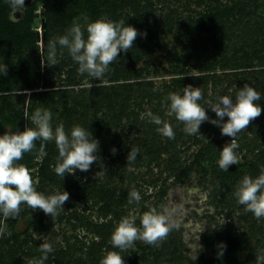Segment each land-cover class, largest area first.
Here are the masks:
<instances>
[{
  "label": "rangeland",
  "instance_id": "1",
  "mask_svg": "<svg viewBox=\"0 0 264 264\" xmlns=\"http://www.w3.org/2000/svg\"><path fill=\"white\" fill-rule=\"evenodd\" d=\"M232 2L234 0H125L118 11L104 10L101 18L123 19L146 36L138 35L132 49L121 51L101 81L87 74L80 75L78 64L68 50L57 45L55 66L40 65V79L27 76L9 92L14 104L24 115L27 113L26 119L31 122L35 109L42 108L52 112L53 130L60 124L69 134L76 125L89 130L99 141L100 159L89 171L77 169L74 175L65 174L62 179L54 172L58 157L54 141L50 151L36 153L28 165L33 179L38 180L36 189L45 195L67 191L70 199L54 218L35 210L39 226L29 235L15 239L7 220L11 235L0 237V255L6 261L29 264L40 258L41 253L36 249L47 242L53 252L44 264H100L106 251H119L112 247L110 238L120 219L133 210L139 214L155 207L169 216L172 226L169 235L159 247L149 246L145 250L136 242L134 251L121 253L125 264H178L177 258L182 254L195 264H238L228 248L232 238L250 245L252 255L245 264H256L257 255L264 254V218L257 221L251 212H246L244 206L238 204L234 191L245 175L254 177L257 166H264V62L256 60L240 68L232 67L225 63L223 53L213 54L199 38H208V29L213 26L206 16L214 15L217 10L227 11ZM39 8L36 12L42 18ZM249 10L251 13L245 15V19L264 35V0L248 2ZM80 23L83 28L85 23ZM40 28L41 24L36 27ZM63 35L58 30L53 38ZM84 35L86 39V30ZM38 44L41 46V41ZM188 46L192 49L187 50ZM38 57L43 58L39 53ZM0 63L7 68L13 66L16 63L13 52L1 54ZM179 76L188 79L185 80L187 85L201 88L202 106L210 119H217L210 107L218 102L219 96H231L235 101L236 92L246 83L261 94V100L256 102L262 108L261 115L237 135L239 148L235 151L240 162L234 175L224 177L216 172L220 169L218 154L203 163L197 159L208 140L222 138L225 145L232 139L222 136L220 127L208 121L201 124L200 133L191 135L192 140H188L189 134L183 131V123L173 126L178 131L173 139L178 141L173 153L148 149L144 144L146 129L142 125H132L126 119L115 122L124 102V87L144 85L167 95L182 94L183 91L173 86ZM45 81L49 84L45 85ZM169 105L170 101L163 106L148 97L135 104L142 108L141 113L151 111L170 123L175 116L166 114ZM156 106L161 113L154 112ZM158 127L156 125V131ZM9 129L16 132L6 126L2 133ZM157 134L165 144L168 138L158 131ZM151 138L150 135L148 139ZM195 138L201 143H195ZM131 147L139 148V154L134 162L127 163ZM113 148L115 154L111 151ZM44 165L47 173L41 176L40 168ZM133 187L142 198L138 204L128 203V193ZM0 219H3L2 214ZM136 223L139 226V219ZM23 228L21 223L19 229ZM221 243L226 248L222 258H217Z\"/></svg>",
  "mask_w": 264,
  "mask_h": 264
},
{
  "label": "clouds",
  "instance_id": "2",
  "mask_svg": "<svg viewBox=\"0 0 264 264\" xmlns=\"http://www.w3.org/2000/svg\"><path fill=\"white\" fill-rule=\"evenodd\" d=\"M7 3L14 14L25 7V0H7ZM138 35L146 36V33H139L123 19L112 21L102 17L88 22L83 28L80 23L73 20L72 26L65 35L48 41L46 54L45 50H41L43 56L41 65H56L57 45H59L66 48L73 61L78 64L77 71L80 75L87 74L92 79L101 81L109 71V65L117 60L120 52H128L133 48ZM6 75L7 66L0 63V76ZM89 87L91 88L92 85L90 84ZM261 98V94L246 83L236 92L235 101L231 96H219L218 102L210 107L217 119H210L205 107L199 103L203 99L201 88L187 85L183 88L182 94L176 92L168 94L166 99L170 101V105L166 114L174 115L177 121L183 123V131L186 134L200 133L201 124L208 121L220 127L222 136L231 137L230 143L225 144L220 150L217 161L221 170L228 171L231 165H238L240 162V157L235 151L239 148L237 135L248 129L250 123L261 115L262 108L256 103ZM145 115L150 123L159 126L157 131L162 136L168 139L175 138L171 123L151 111L142 113L141 118L143 119ZM225 117L228 118L227 121L224 120ZM31 120L35 127H26L24 131L16 132L9 129L0 135V214L3 217L0 219V237L5 234L11 235L7 230L6 221L9 218L15 219L19 215L22 204H26L32 211L42 210L45 215L54 218L70 199L67 191H57L51 195L37 191L38 180L33 179L30 170L24 164L17 163L23 159L25 153L35 149L37 140L42 141L40 153H44L47 142L54 141L58 150L54 172L62 179L65 174L74 175L77 169L81 172L89 171L91 165L100 159L99 141L82 126H74L70 134L66 133L63 124L53 130L52 112L42 108L35 109ZM111 151L113 154L116 153L115 148ZM138 154L139 148L131 147L127 154V163L134 162ZM234 196L238 204L243 205L246 212H251L257 221L264 218V166L255 178L245 175L238 182ZM141 199L139 191L133 187L128 193V203L138 204ZM137 219L140 221L139 226L136 223ZM171 227L169 216L155 207H149L147 211L139 214L137 210L131 211L120 219L110 238L112 247L119 251H106L100 264H125L121 253L130 249L134 251L137 241L159 247L169 235ZM35 239L40 238L35 237ZM218 248L220 251L217 253V258H222L226 245L221 243ZM36 251L41 253L40 258L30 261L29 264H44L49 254L53 252V247L50 243L43 242ZM256 264H264V254L257 255Z\"/></svg>",
  "mask_w": 264,
  "mask_h": 264
},
{
  "label": "trees",
  "instance_id": "3",
  "mask_svg": "<svg viewBox=\"0 0 264 264\" xmlns=\"http://www.w3.org/2000/svg\"><path fill=\"white\" fill-rule=\"evenodd\" d=\"M258 2V0H254ZM125 0H33L30 6L20 9V16L17 13H13L11 7L7 3V0H0V55L12 51L16 63L7 68V75L0 76V135H3L2 130L8 126L15 131H24L26 127H35V125L25 118L24 113L14 104L12 95L9 93L16 85L27 76L40 79V65L41 58L38 57L39 44L37 29L34 25V20L40 17L36 12L40 5H45V13L41 14L46 19V38L47 43L49 40L54 39V32L61 31L64 35L67 30L72 26L73 20L78 23L83 21L85 25L88 22L100 19L104 10H109L112 13L118 11L124 4ZM252 0H234L232 6L229 9L217 10L214 15L206 16V20H211L213 26L208 29L209 37L202 39L199 36L201 44L207 49H210L213 54L223 53L225 63L232 67L240 68L252 61L264 62V35L259 32L260 29L257 26H253L245 19V15H249L250 10L247 11V3ZM40 9V8H39ZM87 16V17H83ZM81 24V23H80ZM256 23L255 25H257ZM259 30V31H258ZM192 49L188 46L187 50ZM232 50V51H231ZM231 51V52H230ZM218 52V53H217ZM228 53V54H226ZM216 58H211L214 60ZM184 77V76H182ZM181 76L174 80L173 86L178 91H183L182 88L187 86L185 77ZM45 85L49 84L47 81ZM124 102L121 104L120 113L115 118V122L124 121V119L131 121L132 125H142L146 131L145 143L148 149L155 150L156 153L161 151L166 153H173L176 150L178 141L175 139H168L164 144L162 138L159 137L156 131V125L146 121V117L141 118L142 108L135 106L141 103L146 97L155 99L163 106L167 105V94L160 93L152 87L138 86V88L124 87ZM140 89L142 92L137 91ZM4 93H7L6 95ZM144 93V94H143ZM141 96V98H139ZM139 98V99H138ZM123 101V99H122ZM121 101V102H122ZM202 105L203 101H199ZM136 107L138 109H136ZM141 109V110H140ZM154 112H162L159 107H155ZM113 119V118H111ZM172 127L179 126V121L174 119L170 122ZM174 129V132L178 131ZM151 131L148 132V130ZM217 130L213 128V131ZM155 131V132H153ZM220 132V131H219ZM152 136L149 140V136ZM188 140L191 139V135H188ZM149 141H151L149 143ZM195 143H201L198 138L193 140ZM42 141L37 140L35 142L36 147L30 153H25L23 159L17 163L24 164L27 168L31 160L34 158L37 152H39L40 144ZM197 143V144H198ZM143 144V145H144ZM224 147L222 138H212L204 143L200 150L197 159L198 161L205 162L207 159H214L216 154L219 155L220 150ZM51 150V142H47L44 151ZM261 166H257L255 169L254 177L260 174ZM238 169L223 171L221 169L216 170L221 176L229 177L234 175ZM47 167L44 165L40 168L41 176H46ZM39 191V190H37ZM41 192V191H39ZM8 222L12 226V235L15 239L20 238L23 235H29L32 229L39 226V220L37 219L34 211L27 207L26 204L21 205V211L15 219H8ZM23 223L24 228L19 229V226ZM139 247L146 249L150 245H146L142 241H137ZM230 247V253L234 257L238 264L248 263L252 250L250 245L244 244L239 238H232L228 243ZM178 264H184L185 261H189L190 264H195L187 255H180L178 258ZM176 260V261H177ZM0 264H16L11 261H6L5 257L0 255Z\"/></svg>",
  "mask_w": 264,
  "mask_h": 264
},
{
  "label": "water",
  "instance_id": "4",
  "mask_svg": "<svg viewBox=\"0 0 264 264\" xmlns=\"http://www.w3.org/2000/svg\"><path fill=\"white\" fill-rule=\"evenodd\" d=\"M33 0H25V7L30 6L32 4ZM40 13L44 14L45 13V5H42L40 7ZM17 16L19 17L20 14L17 13ZM41 24V28L37 29V36H38V41H41V46L39 48V56H42V53L40 52V50L44 51L45 50V54H46V48H47V38H46V19L44 17L40 18L37 17L34 20V25L35 27H39ZM237 165H231L229 167L230 170H234L236 168Z\"/></svg>",
  "mask_w": 264,
  "mask_h": 264
}]
</instances>
